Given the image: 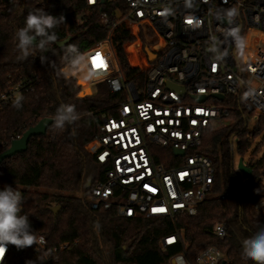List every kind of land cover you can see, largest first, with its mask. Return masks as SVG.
Wrapping results in <instances>:
<instances>
[{
  "label": "built area",
  "instance_id": "1",
  "mask_svg": "<svg viewBox=\"0 0 264 264\" xmlns=\"http://www.w3.org/2000/svg\"><path fill=\"white\" fill-rule=\"evenodd\" d=\"M105 1L116 4L111 15L101 14L110 30L105 39L81 51L87 58L82 72L91 89L105 82L117 99L111 111L100 113L95 135L85 145L101 165L102 177L80 196L94 213L113 210L120 217L164 218L175 223L182 214H196L212 189L213 161L198 149L208 127L229 121L233 106L221 102L227 96L235 97L247 118L249 112L257 118L264 114V0H192L191 8L185 0L85 3L98 6ZM230 8L238 13L231 25L216 19L218 10ZM165 9L171 14L162 15ZM229 27L239 28L246 40L243 57H238L232 38L224 37ZM212 37L219 42L220 51L227 52L223 60L215 61L214 54L207 51ZM115 40L129 65L140 62L142 66L125 73ZM132 40H137L136 49ZM97 54V63L102 60L105 68L93 66ZM19 93L18 85L0 92V105L15 100ZM199 95L206 96L205 100L198 101L195 97ZM157 147L173 150V165L157 161ZM175 150L184 154H175ZM210 232L223 240L227 224L218 219ZM36 236L38 242L32 247L18 250L9 245L0 264H19L25 253L42 257L43 264H55L59 253L69 247L68 243L49 247L45 236ZM171 245H179L181 250L169 257V264H232L216 245L203 248L191 260L188 242L178 228L160 241L163 249Z\"/></svg>",
  "mask_w": 264,
  "mask_h": 264
},
{
  "label": "trees",
  "instance_id": "2",
  "mask_svg": "<svg viewBox=\"0 0 264 264\" xmlns=\"http://www.w3.org/2000/svg\"><path fill=\"white\" fill-rule=\"evenodd\" d=\"M115 6L109 1L88 6L85 0H0V92L18 85L17 98L23 97L19 107L17 98L0 105V153L41 119L53 118L62 104L73 105L78 115L76 121L66 123L62 129L53 122L44 135L31 138L26 151L3 160L0 190L9 185L21 192V214L29 216L35 235L45 236L49 247L69 244L55 264H109L103 245L113 264H169V257L181 246L163 249L160 241L177 228L188 242L186 251L191 260L203 248L216 245L232 264H254L243 258L242 241L264 226V219L255 211V205L264 199V151L256 157L262 143L253 148L260 136L259 143L264 140V114L249 128L248 118L237 107L235 97L227 96L221 102L233 106L229 121L208 127L203 133L198 151L212 159L215 177L196 214H182L174 223L164 218L120 217L113 210L94 213L80 196L102 177L101 165L87 153L85 145L95 135L100 113L111 111L117 96L103 82L97 84L95 94L79 97L82 87L77 77L65 78L59 69L64 66L67 45H76L81 52L107 37L110 25L103 23L101 14L111 15ZM37 8L55 16L63 14L65 23L54 29L58 39L48 51L37 50L27 60H20L15 33L24 26L27 14ZM122 27L115 30L114 38ZM68 36L72 37L70 41L58 46L57 42ZM131 44L136 49L137 40ZM115 46L125 73L142 66L140 62L129 65L118 41ZM40 57L45 58L44 62ZM136 57L140 59L137 54ZM82 79L84 83L86 80ZM232 136L237 140L241 158L249 153V176L235 166ZM157 151L158 162L165 166L174 164L173 150ZM56 205L61 208L55 216L51 208ZM218 219L227 224L228 234L223 240L210 232ZM19 264H43V260L25 253Z\"/></svg>",
  "mask_w": 264,
  "mask_h": 264
},
{
  "label": "clouds",
  "instance_id": "3",
  "mask_svg": "<svg viewBox=\"0 0 264 264\" xmlns=\"http://www.w3.org/2000/svg\"><path fill=\"white\" fill-rule=\"evenodd\" d=\"M187 7H192V0H185ZM169 9H165L162 15H170ZM238 15L235 8L218 10L216 19L223 22L227 21L231 25L234 18ZM65 23L63 14L55 16L49 14L44 9L37 8L30 11L26 18L23 27L17 29L15 39L18 41L16 48L19 52L18 59L27 60L34 51L46 52L49 46L54 44L58 37L54 31L59 25ZM199 26V21H197ZM224 37L227 40L229 37L235 43L238 57H243V50L246 45V40L240 35V30L237 27H229L224 32ZM219 42L215 37H212L211 46L207 51L214 54V60H223L227 52H221L218 46ZM44 62L45 58L40 57ZM64 66L59 69V72L65 77L70 78L73 75L82 72L87 64L86 55L81 53L76 45H67L63 55ZM95 76V73H92ZM245 95H248L246 93ZM23 97L16 100V106L19 107ZM56 128H64L65 124H71L78 119L73 105L62 104L57 108L56 114L53 117ZM23 197L19 190L9 185H5L3 190H0V257H4L8 251V246L13 245L18 250L32 247L38 242L35 231L32 230L29 216L21 214ZM264 205V200L261 201ZM42 240V238H39ZM242 256L245 259L251 260L254 264H264V226L259 227L248 238L242 241Z\"/></svg>",
  "mask_w": 264,
  "mask_h": 264
},
{
  "label": "water",
  "instance_id": "4",
  "mask_svg": "<svg viewBox=\"0 0 264 264\" xmlns=\"http://www.w3.org/2000/svg\"><path fill=\"white\" fill-rule=\"evenodd\" d=\"M3 13L7 14V11H5ZM71 38H72L71 36H68L63 40L58 41L57 42L58 46L62 47L64 45H66L70 41ZM149 56L151 59L154 58V54H152L150 51H149ZM82 84L83 83H81L80 85H82ZM90 95H92V89L89 87L85 88L83 91H80L78 94L79 97H86V96H90ZM216 97L219 99H223L222 95H216ZM195 98L198 101H203V100H205L206 96L199 95V96H196ZM53 122H54L53 118L45 117V118L41 119L36 125L30 127L27 131H25L22 136L14 139L11 142L10 147L8 149H6L5 151H3L2 153H0V164L6 158H9V157H11L17 153L26 151L28 149V145H29L31 138L34 136L44 135L47 132V129L49 128V126ZM175 154L182 155V154H184V152L182 150H175ZM237 169L240 172H242L244 175L249 176L251 174V169L246 163L243 162V158H240ZM60 208L61 207L59 205H56V206L51 208L55 216L59 213ZM224 263H225V261L223 262V264Z\"/></svg>",
  "mask_w": 264,
  "mask_h": 264
},
{
  "label": "rangeland",
  "instance_id": "5",
  "mask_svg": "<svg viewBox=\"0 0 264 264\" xmlns=\"http://www.w3.org/2000/svg\"><path fill=\"white\" fill-rule=\"evenodd\" d=\"M76 75H77V79H78L79 84H81V80H83L82 78L84 77L83 72H79ZM82 86H83V88H82L81 91H83L87 87L91 88L90 86L87 85V82L86 81H84V83L82 84ZM92 89H93L92 90V95H93V94H95V92L97 90V87L96 88H92ZM214 103H219V102L218 101H214ZM247 116H248V126H249V128H253L254 125H255V123H256V121H257V116L255 114H253L252 112L247 113ZM262 134H264V132H262ZM231 140L232 141L234 140V142H233L234 161H235V166L238 167V163H239V160H240L241 156L239 154L237 140L235 138L233 139V136L231 137ZM260 140H261V136L255 141L254 146H253V148H254L258 144L261 145V143H262V145L260 146L259 152L256 155V157H260L262 155L263 151H264V140H263V142H260L259 143ZM157 149H158V147L155 148V151H157ZM248 159H249V153L244 156L243 162L244 163H247L248 162ZM262 200H264V199H262ZM262 200H260L255 205V211H256L257 216H260L261 218L264 219V205L261 204V201ZM102 248H103V252H104L106 261L109 264H113V263H111V260H110V258L108 256V248L106 246H104V245L102 246Z\"/></svg>",
  "mask_w": 264,
  "mask_h": 264
},
{
  "label": "snow or ice",
  "instance_id": "6",
  "mask_svg": "<svg viewBox=\"0 0 264 264\" xmlns=\"http://www.w3.org/2000/svg\"><path fill=\"white\" fill-rule=\"evenodd\" d=\"M193 21L192 20H188L187 23L191 24ZM100 59L99 54H97L95 57L92 58V64L95 68L99 69V68H105L106 65L103 63V61L101 60L99 63H97V61ZM216 68L215 66H213V71H215ZM156 211H164V209H157Z\"/></svg>",
  "mask_w": 264,
  "mask_h": 264
}]
</instances>
